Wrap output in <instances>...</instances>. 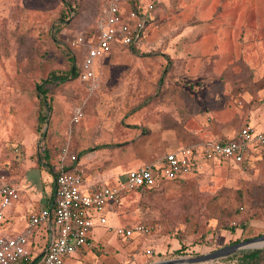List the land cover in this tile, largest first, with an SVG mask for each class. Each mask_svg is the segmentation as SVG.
Masks as SVG:
<instances>
[{
	"label": "rangeland",
	"instance_id": "rangeland-1",
	"mask_svg": "<svg viewBox=\"0 0 264 264\" xmlns=\"http://www.w3.org/2000/svg\"><path fill=\"white\" fill-rule=\"evenodd\" d=\"M132 1L153 6L140 49L105 58L89 83L76 76L45 84L52 73L79 69L84 52L75 41L94 33L103 0H0V176L15 184L23 206L34 200L38 212L51 196L57 167L54 159L44 165V151L54 157L65 145L76 155L92 150L82 167L93 175L110 167V152L120 162L129 147L137 153L139 133L150 138L154 127L163 135L180 131L187 141L188 127L228 132V124L214 125L206 100L236 101L241 116L251 108L264 114V0ZM77 107L82 118L72 125ZM245 124L252 125L243 118L238 128ZM260 166L128 193L105 208L111 229L96 230L93 240L100 239L93 248L65 264H152L263 236ZM240 208L243 213L236 215ZM0 210L6 215L9 208ZM138 224L150 229L147 236L123 241L115 234V228ZM180 249L183 255L176 254ZM262 249L201 264H234L242 254Z\"/></svg>",
	"mask_w": 264,
	"mask_h": 264
},
{
	"label": "built area",
	"instance_id": "built-area-1",
	"mask_svg": "<svg viewBox=\"0 0 264 264\" xmlns=\"http://www.w3.org/2000/svg\"><path fill=\"white\" fill-rule=\"evenodd\" d=\"M152 9L151 5L145 8L137 6L132 0L129 3L126 0H103L94 33L86 39L78 38L74 44L85 49L79 66V80L83 83L93 81L95 60L110 54L114 47L134 49L140 46ZM81 118L82 110L77 107L71 119L72 125L78 124ZM55 159L57 172L52 205L30 214L22 234L7 237L0 212V264H26L32 254L30 240L40 227L46 231V243L41 250L34 251L36 259L31 264H64L66 258L93 248L94 242L90 239L92 230L97 226L107 227L105 208L119 204L124 193L144 192L161 180H176L200 160L247 165L259 163L264 169V130L245 124L233 138L186 146L167 153L159 164L132 170L124 180L114 185L85 184L84 172L73 165L77 157L67 145L59 150ZM70 164L73 166L69 167ZM17 199L18 193L12 183L0 176V209L9 207ZM114 230L123 241L147 236L150 232L141 224Z\"/></svg>",
	"mask_w": 264,
	"mask_h": 264
},
{
	"label": "crops",
	"instance_id": "crops-1",
	"mask_svg": "<svg viewBox=\"0 0 264 264\" xmlns=\"http://www.w3.org/2000/svg\"><path fill=\"white\" fill-rule=\"evenodd\" d=\"M121 49H126V50L129 49L130 51L131 50L133 51V48H129V47H123V46L114 47L110 54L95 60L93 65L94 73L96 72L100 63L105 58L109 57L110 55L114 54L116 51ZM134 49H140V46ZM82 50L84 52L85 49L82 48ZM243 100L247 103L248 97L244 96ZM204 103L207 104V106L209 105L210 107L208 109V114L209 117L213 119L214 125L219 123L228 124L229 125V128L227 130L228 132H219L218 134H214L211 132L198 131L195 128L188 127L187 131L189 132V134H191L192 138L189 139V141H187L180 131H169V132H165V135H163V133H161L157 127H154L151 128L152 135L150 138H147V136H144L142 135V133H139L140 148L137 150V153H131L132 151L131 148L129 147L128 150L122 152V158L120 162V158L118 156H115L113 152H110L109 155L112 157L111 158L112 161H110L111 165L110 167L106 168L105 171L102 172L97 171L93 175H88L86 169H83L82 166L85 165V160H86L85 154L91 152L92 150L82 151L78 155L70 151L73 155L77 157V161L73 165H76L81 170H83L84 181L85 184L87 185H97L102 183L114 185L119 181L124 180L126 175L132 170L140 169L146 165L153 166L159 164L167 153L176 151L186 146H191V145L199 146L202 144L211 143L219 139L233 138L240 129L238 128L240 126L239 123L242 122L243 118L247 119L250 124L256 126L257 128H259V130H264V114H262L260 110L251 108L250 111L247 112L246 116L243 115L241 116V113L243 112L241 111V108L237 105L236 101L222 99L219 101V103L212 102L209 100L204 101ZM215 135H217V137ZM107 147L109 146H102V148H98V149H106ZM54 161L56 164L55 158ZM73 165L70 164L69 167H72ZM256 165L260 166L259 163L257 164L255 163L254 165H247L246 163L235 164L233 162H223V161L211 162V161L200 160L198 161V163L194 168L190 169L189 171L181 175L178 179L181 181L187 180L194 175H200L206 172L243 173V171L245 170L251 171V169H257ZM54 180H55V174L53 175L51 196L49 197L48 200H45L44 207L38 210V212L52 205ZM12 185L14 186V188L18 193V199L14 201L9 207H7L9 208V210L6 215L0 210L1 214L3 215L4 223L10 225V227H5L4 223L2 225L4 229V234L7 237H14L19 234H22L25 231L29 219V215L32 213H37V210L33 208L35 201L27 200L26 201V203L28 202L27 206H23L22 201L21 200L19 201L20 191L15 186V184L12 183ZM104 216L107 220V216L105 214ZM107 225H108V220H107ZM99 228H101L102 230L103 228H105V230L108 229L107 227H101V226L96 229H93L90 234V239L92 242H94L93 240L94 234L96 230H98ZM45 235H46V231L44 227H40L36 231V233L33 235V237L30 240L31 248L33 251L36 252V249L39 250L43 248ZM99 239H97L96 242ZM84 252H86V250L81 251L77 255L81 256ZM77 255H75L74 258H76ZM70 259H73V256L66 258L64 264L67 260Z\"/></svg>",
	"mask_w": 264,
	"mask_h": 264
},
{
	"label": "trees",
	"instance_id": "trees-1",
	"mask_svg": "<svg viewBox=\"0 0 264 264\" xmlns=\"http://www.w3.org/2000/svg\"><path fill=\"white\" fill-rule=\"evenodd\" d=\"M128 3L131 1V0H126ZM135 3V2H134ZM136 4V3H135ZM137 5V4H136ZM138 6V5H137ZM95 28V27H94ZM80 73H81V70L80 69H70L68 71V73L65 74V76H59V75H56L55 73H52L50 75V79L45 81V84L47 83H53V82H57V83H62V82H66L68 80L69 77H71L72 79H74L76 76L77 78L79 79V76H80ZM37 89V92L39 94H41L43 97L46 96V90L42 87V86H39L37 85L36 87ZM47 108L50 110L49 106H47ZM45 120H46V116L45 114H41L40 117H39V122L41 125L45 124ZM59 150L57 152H55V156L52 157L49 153V151H44V165L45 166H50V163L51 161L56 157V155L58 154ZM176 181H179V179H176V180H172V181H164V180H161L158 182V184H156L154 187L150 188L149 190H152V189H155L156 187H158L159 184L161 183H164V182H176ZM128 193H124L122 195V199L125 197V195H127ZM243 213V208H240L239 210L236 211V215L237 214H241ZM134 226V225H133ZM132 227V226H131ZM126 228H129V227H126ZM231 229L233 230V228L231 227ZM246 229V227L244 228L243 227V231ZM262 235H258V237H260ZM246 240V239H244ZM240 241V239H236L234 242H232L231 244H236ZM32 254H30V257H28V261L26 264H31L34 257H33V253L34 251L31 250ZM176 254L177 255H183L182 254V249L180 250H177L176 251ZM40 255V254H38ZM234 264H264V249L262 250H254V251H250L248 253H244L242 254L241 256H239L238 258L235 259V263Z\"/></svg>",
	"mask_w": 264,
	"mask_h": 264
},
{
	"label": "water",
	"instance_id": "water-1",
	"mask_svg": "<svg viewBox=\"0 0 264 264\" xmlns=\"http://www.w3.org/2000/svg\"><path fill=\"white\" fill-rule=\"evenodd\" d=\"M262 247H264V235L226 246L207 255L186 259L166 260L152 264H201L219 259L229 258L242 251L260 249Z\"/></svg>",
	"mask_w": 264,
	"mask_h": 264
}]
</instances>
